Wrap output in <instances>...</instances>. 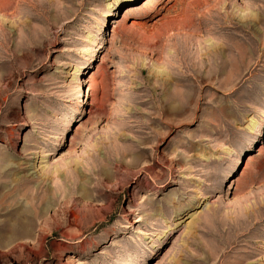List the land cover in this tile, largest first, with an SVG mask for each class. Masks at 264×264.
Listing matches in <instances>:
<instances>
[{
    "label": "rangeland",
    "instance_id": "1",
    "mask_svg": "<svg viewBox=\"0 0 264 264\" xmlns=\"http://www.w3.org/2000/svg\"><path fill=\"white\" fill-rule=\"evenodd\" d=\"M0 264H264V0H0Z\"/></svg>",
    "mask_w": 264,
    "mask_h": 264
},
{
    "label": "bare ground",
    "instance_id": "2",
    "mask_svg": "<svg viewBox=\"0 0 264 264\" xmlns=\"http://www.w3.org/2000/svg\"><path fill=\"white\" fill-rule=\"evenodd\" d=\"M78 72H79V70H75V76H77ZM256 126H257L256 122H254V121H250V123H249V125H248V129H249L250 131H253V130L256 128ZM45 163H46V161H41V160H40V161L38 162L37 166H36V171H37L38 169H42V168H44ZM46 164H47V163H46ZM33 172H35V171L33 170ZM169 230H170V228L166 227L165 230H161L159 233L156 232L155 234H153V235L151 236L152 238H150V239L147 238V242H146V244H147L149 247L153 246L155 240H161V239L165 238L166 235L168 234Z\"/></svg>",
    "mask_w": 264,
    "mask_h": 264
}]
</instances>
